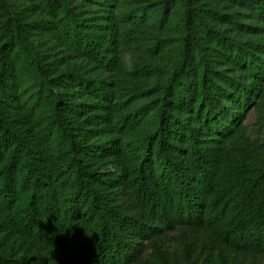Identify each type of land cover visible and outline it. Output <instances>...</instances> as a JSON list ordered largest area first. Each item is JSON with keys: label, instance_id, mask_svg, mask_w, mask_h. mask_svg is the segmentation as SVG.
Wrapping results in <instances>:
<instances>
[{"label": "trees", "instance_id": "1", "mask_svg": "<svg viewBox=\"0 0 264 264\" xmlns=\"http://www.w3.org/2000/svg\"><path fill=\"white\" fill-rule=\"evenodd\" d=\"M263 257L264 0H0V264Z\"/></svg>", "mask_w": 264, "mask_h": 264}, {"label": "rangeland", "instance_id": "2", "mask_svg": "<svg viewBox=\"0 0 264 264\" xmlns=\"http://www.w3.org/2000/svg\"><path fill=\"white\" fill-rule=\"evenodd\" d=\"M124 60L126 62L127 65H129L130 63V59L128 55L124 56ZM244 124L247 125L250 129V131H252V133L255 132L256 127L254 126L255 124V114L253 112H249L245 118ZM260 264H264V257L263 259L260 260Z\"/></svg>", "mask_w": 264, "mask_h": 264}]
</instances>
